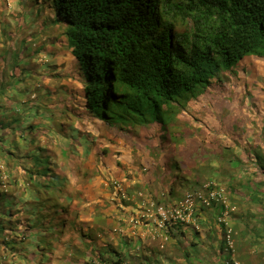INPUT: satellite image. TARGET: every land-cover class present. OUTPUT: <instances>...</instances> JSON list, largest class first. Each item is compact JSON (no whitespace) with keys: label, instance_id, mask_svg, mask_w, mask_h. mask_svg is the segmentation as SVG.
<instances>
[{"label":"trees","instance_id":"obj_1","mask_svg":"<svg viewBox=\"0 0 264 264\" xmlns=\"http://www.w3.org/2000/svg\"><path fill=\"white\" fill-rule=\"evenodd\" d=\"M37 6L42 7V21H38ZM21 7L22 10L15 14V25L8 26L7 33L5 27L1 32L10 44L3 42L0 60H5L8 55L12 63H6L0 78L7 69L10 81L14 77L19 79L17 84L23 79L27 84L29 78H38L49 85L47 90L56 97V103L46 105L52 115H46L42 110L43 116L30 122L20 116L22 109L17 94L23 93L22 87L8 95L4 90L8 88V83L0 85V163L9 168L6 170L8 175L12 174V170L15 174L14 179L0 182V215L5 216L7 221L0 223V264L23 263L22 256L30 244L32 228L38 222L35 219L29 224L30 214L20 201L28 182H34L36 188L41 187L43 197L38 198L40 207L48 209L53 207L45 195L50 185L42 187L35 179L49 174L56 164L61 168L55 153L68 159L69 163L71 160L74 165H83L84 161L76 163V149L59 145L65 143V139L75 142L74 132L87 136L92 130L99 142L102 131L98 133L101 127L95 124L96 121L112 129L114 125H119V130L126 137L124 145L127 149H124L128 154L130 148L139 149L134 142L142 128L154 122L166 128L170 123L177 124L178 116L186 110L189 101L203 100L202 96L212 86L222 88L227 101L224 91L230 90V82L221 75L235 71L243 58L253 56L264 62V0H25ZM36 23L40 25L31 26ZM29 28L33 31L30 34ZM28 39L40 42L34 54L60 47L70 51V55L66 56L72 61L70 71L63 74L56 72L55 75L62 80L58 88H53L46 72L41 73L27 65L26 69L19 67V63L25 64L23 47ZM49 67L56 69L58 65ZM59 102L61 104L57 107ZM191 117L204 123L193 113ZM191 119L183 125L188 130L191 123L195 125L194 129L197 127ZM44 120L47 123H43ZM65 129L66 136L58 133H64ZM8 133L16 134L17 139L5 140ZM91 138L96 141L95 137ZM105 139L113 142V138ZM40 140H44L46 146L42 147ZM26 141L28 153H23ZM12 144L19 151L11 147ZM183 145L184 140L173 147L181 149ZM106 151L105 147L97 148L99 159L107 156ZM178 155L176 150L175 156ZM251 155L253 159L249 160L254 166L264 170V155L260 150L251 149ZM115 164L120 165V162L116 160ZM68 169V174L73 173L72 169ZM148 172L145 190L149 191V184L156 183L160 177V168H152ZM27 173L30 174L28 178ZM103 183L107 191H111L112 205L117 206L114 200L117 193L108 177ZM253 194L256 198L260 196L256 192ZM157 197L154 194L150 199L155 201ZM45 212L49 217L54 215ZM261 214L260 221L264 223V208ZM119 225L123 226L120 222ZM56 231L57 223L51 233ZM99 233L100 238L93 245L92 255L76 249L79 260L86 264L99 262L96 250L103 246L116 253L107 244L109 237L115 235L110 226L100 228ZM179 233L184 239L189 230L184 228ZM65 235L54 237V243L48 242L51 251L70 248ZM120 237L124 238V235ZM177 242L183 244L184 240L180 242L178 238L174 243ZM186 243L181 248L183 252L186 251ZM223 245H220V252H223ZM45 250L40 237L36 255L31 259H40ZM122 253L110 258L112 264H125ZM154 260L160 264L159 258ZM147 261L149 263L150 259ZM101 263L110 262L102 260ZM170 264H175L174 260ZM223 264H233V260L229 258Z\"/></svg>","mask_w":264,"mask_h":264},{"label":"rangeland","instance_id":"obj_2","mask_svg":"<svg viewBox=\"0 0 264 264\" xmlns=\"http://www.w3.org/2000/svg\"><path fill=\"white\" fill-rule=\"evenodd\" d=\"M24 2L25 0H0V53L3 51V42L10 44L1 32L5 27L7 33V27L15 25V14L22 10L21 6ZM37 8H39L38 12ZM37 8L35 10L39 14L38 21H42L40 19L43 17L40 10L42 7L37 6ZM38 25L40 23L31 26ZM31 32L33 31L31 30L28 34ZM32 42L31 39L26 41L23 47L25 64L19 63V67L24 69L30 67L38 71L40 67L43 68L53 88H58L62 80L55 76L54 68L48 67L46 63L39 67L40 58L35 59V57L41 52L34 54L37 46L32 45ZM8 62L12 63L8 55L5 60H0V72L4 71ZM54 62L55 60H51V63ZM221 77L230 82V90L224 91L227 94V101L224 100L222 88L217 86H212L211 90L202 96L203 100L192 99L189 109L199 120L203 119L204 123L201 124L192 118L197 127L194 129L195 125L191 123L188 130L181 124L185 121L179 119L177 125L183 128H173L170 131L171 140H168L165 135L158 141L157 147L152 146L151 137L146 143L147 149H143L141 140L137 143L136 139L134 145L137 144L139 149L130 148L129 153L125 154L126 137L122 131L119 132V129L114 127L113 131L117 136L113 140L118 139L119 142L114 145L115 151L110 159L120 162L117 168L121 171L117 177L122 178L120 174H123L127 185L130 184L131 179L137 181L127 187L129 201L123 202V205L127 204L132 208L137 207L136 205L141 207L146 205L147 209L153 211L152 216L140 218L136 227L129 225L131 214L126 212H120L115 216L121 219L108 217L106 218L109 220L108 224L101 225L103 228L111 226L127 231L128 234L137 238L141 235L148 239L147 248H144L145 245L142 249L140 245L127 246L124 242L118 245L117 249L124 251L122 257L124 256L125 264H146L149 259L150 264H156L155 258L160 259V264H170L171 260H174L175 264H223L229 258L233 260V264H244V262L264 264V223L260 221L263 217L261 211L264 208V170L258 169L249 160V158L253 159L251 149L254 148L264 155V62L254 57L243 58L237 64L235 71L223 73ZM18 80L14 77L10 81L9 69H7L0 78V85L8 83V88H4L8 95L18 92V88L22 87L23 93L17 94V100L22 109L20 116L32 122L43 116L42 110L52 115L46 105L55 104L56 97L47 90L49 85L38 78H29L27 84L25 79L17 84ZM31 93L34 94L33 98ZM59 104L61 102L56 104L57 107ZM186 120L190 122L188 116ZM145 130L149 131L147 128ZM100 135L99 148H107L108 156L110 143L105 139L106 135H103V132ZM149 136H151L150 132ZM7 137L8 135L5 138ZM183 140L184 145L181 149L173 147L181 144ZM80 142L84 151L93 148L96 152L92 141L82 139ZM176 150H178V156H175ZM157 167L160 168L159 179L156 183L149 184V191L145 190L149 177L148 170ZM6 170L9 168L3 167L0 163V182L14 179V170L11 175H8ZM210 191L211 194L208 195ZM253 192L259 193L258 196H260L256 198ZM154 194L158 196L155 201L150 199ZM204 200H208L210 205H206ZM159 207L169 216L167 220L158 217L156 210ZM37 208L41 209L40 204L36 205ZM183 208L190 211V215H185L184 220L177 219L176 215L170 217L173 209ZM36 219L38 220L37 230L39 233H45V235L39 234L41 243L46 249L42 253L43 258L53 252L48 242L54 243L56 238L65 235L66 230L64 239L69 243L73 240L79 242L81 248L77 247V249L92 255L93 245H96L99 240L96 237L97 231L87 228V231L82 232L83 237H75L74 235H78L75 234L77 233L75 228L82 226L61 221L57 224L58 231L50 233V229L52 231L56 223L47 222L39 213ZM4 222H7L5 216L0 215V223ZM119 222L123 226L119 225ZM69 226L74 227L68 228ZM184 228L189 230V234L182 239L183 235L179 232ZM154 233L158 234L155 237L157 245L153 243ZM168 233L169 240L166 242L165 237ZM178 238L180 242L183 240L187 242L185 252L181 251V248L185 246L184 242L183 244L174 243ZM38 241L37 235L30 237L26 254L22 256V264H31L35 261L31 258L34 254L36 255ZM162 242L166 243L162 244ZM152 243L155 248L149 245ZM221 244H224L223 252L219 249ZM70 248L74 249V244H71ZM135 248L138 249L135 250ZM152 248L155 252L150 251ZM128 249L130 253H127ZM67 251L69 252V249ZM101 251L106 254L109 252L106 248H101ZM157 251L160 253H156ZM227 255H229L228 258H226ZM82 259L87 260V258ZM152 259L154 261H151ZM70 263L86 264L79 260V256L74 252ZM48 264H52V261Z\"/></svg>","mask_w":264,"mask_h":264},{"label":"clouds","instance_id":"obj_3","mask_svg":"<svg viewBox=\"0 0 264 264\" xmlns=\"http://www.w3.org/2000/svg\"><path fill=\"white\" fill-rule=\"evenodd\" d=\"M32 41H33L32 45H34V46H38L40 44L39 40H32ZM39 52H41V53H38V55L35 57V59L40 58L39 61L41 63L38 64L39 67L41 64L46 63L48 65V67L50 65H58V67L56 69H54L55 72H57V73H61V72L63 73L65 71L66 72L70 71L72 61L66 59V56L70 55V51L66 50V48L60 47V48H57L55 50L48 51V52H43V51H39ZM60 54H62V55H60ZM52 56H54V57H52ZM50 57H52V58L50 59ZM248 57H251V56H248ZM245 58H247V57H245ZM51 60H55V62L51 63ZM39 69H40V71H42L41 73L46 72L41 67ZM61 84L62 83H60L59 85H61ZM59 85H58V87H59ZM191 100L187 104L186 110L182 111L181 115L178 116V119H183L185 122H187L186 116H188L189 119L193 118V117H191V113H193V112H191L189 109V105L191 103ZM187 113H189V115ZM45 114L48 115V113L46 111H45ZM96 122H99V121H96ZM185 122L181 123L182 126L184 125ZM43 123H47V121L44 120ZM182 126H179L177 124L172 125L170 123L168 128H166V127H162V125L158 122L148 124V125H146L145 128H147L149 131H146L145 128H142L139 131L138 137L136 138L138 140L137 143H140V140H141V142L143 143L142 148L147 149L148 146L146 143H148V141L151 137L150 141L152 142V146L157 147L158 141L162 140L165 135L167 136L168 140H171L170 131L173 128H176V127L181 128ZM114 127H117V129H119V125H114ZM114 129L115 128H113L111 130L113 131ZM100 131L103 132V125L102 124H101V128L98 131V133H100ZM119 132H120V130H119ZM149 132L151 133V136H149ZM58 133H60V134L62 133L63 136H66L67 130L65 129L64 133L59 132V131H58ZM115 134L116 133H112V135L114 137L117 136V134L116 135ZM7 135H8V137L4 138L5 140H10V139L16 140L17 139L16 134L13 135L11 133H8ZM91 136L96 138L95 142L91 138ZM74 137H75V142H71L70 140L65 139V143H60L59 145L61 147L67 145L70 149L78 150L79 145H81L80 141L82 139H87L89 142L92 141V143L95 145L96 149L99 147V142H97V140H98L97 134L94 136L92 130L90 131V133L87 136L77 135L76 132H74ZM40 145L42 147L46 146V142L44 140H40ZM11 147L18 150V147L14 144H12ZM107 147H109V146H107ZM49 148H51V147H49ZM21 152L28 153V142L27 141L25 143L24 150ZM55 154L57 155V158H58V153H55ZM106 154H107V151H106ZM63 159L64 158H62L61 160L63 161ZM51 163H53V161H51ZM29 176H30V174L27 173V178ZM121 177L122 178L108 177V180H109V183L112 185L114 191L117 193V196L114 197L115 202L118 203L117 207L119 209H125L128 206H127V204L124 206L123 202L129 201L128 200L127 187H129L131 183H134L137 181L135 179H131V180H129L130 184L127 185L124 175H122ZM73 179H74V176L72 173L68 174L66 169L58 168L57 164H56L55 168L51 169L49 174L46 173V175H44V176L39 175L38 177H36L35 181L38 180V182L42 185V187H46V186L50 185V189L45 193V195H46L47 199L50 200L49 204L52 205L53 207L48 208V209H44V210H43V207H40L41 209L34 208V206H36L37 204H40V202H41L40 200H38V198L43 197L41 195V192H42L41 187L36 188L34 186V182H28V188L23 192L20 201L24 204V210L28 211L30 214L29 224L34 222V220L36 219V216H37L36 213L37 214L39 213L43 218H45V220L47 222H54V223L58 224L59 222L64 221L67 224L71 223V220H69V216H70V214H69V201H70L69 189H70V187L69 186L70 185L73 186ZM58 183H60V184H58ZM210 194H211V191L208 193V195H210ZM14 198H15V196H13V199ZM209 199H211V198H209ZM37 201H38V203H37ZM204 203L206 205H210V202L208 200H204ZM27 205H29V207ZM136 206L138 208L137 207L132 208V211L130 212V214H131L130 219H129V225H132L135 227L138 224L140 218L149 217V216L153 215V211L147 209L146 205H143V206H145L143 209L141 206H138V205H136ZM45 211H49L50 213L54 214L53 217H49ZM72 227H74V226H72ZM174 227H175V222H174ZM110 228H112L111 231L115 235L109 237L107 244H109L112 249L116 250V253L113 251L112 252L109 251L106 254L105 252L101 251V248H103L104 246L101 247L100 249L96 250L97 251L96 254H97L98 259H99V262H95L97 264L102 262V260L110 262L108 264H112V262L110 261V258H113L114 256H116L120 252L121 253L124 252V251H119L117 249L118 245L122 242L126 243L127 246H130V245L134 246V244H137V245H140L141 249L143 247L138 241L139 238L135 237L134 235L128 234L127 231H122L120 229H116V228H113L111 226H110ZM83 230H84V228L82 226L81 228H78L77 233H75V234H78L79 238H81ZM31 232L34 233L32 235H37L39 238V241H40L39 234L43 235V232L39 233V230H37L36 227H33ZM50 233H51V230H50ZM121 234L124 235V238L120 237ZM157 236H158L157 233H154L152 236L153 243H155L156 245L158 244L157 241L155 240V237H157ZM168 240H169V233L165 237V241L168 242ZM166 242H162V244H165ZM71 244H74V249L75 248L77 249L79 242H76L73 240L70 242V245ZM134 247H136V246H134ZM137 247H139V246H137ZM74 249L69 248V250H72L74 252V254L78 255L76 253V250L74 251ZM136 249H138V248H135V250ZM64 251H65L64 254H62V251H53L52 253H48V257H46V258L41 257L40 259L35 261V264H48L50 261H52V264H68V263H63L61 261V259L65 258V257H68L70 259L72 257V252H70V251L68 252L67 249H65Z\"/></svg>","mask_w":264,"mask_h":264},{"label":"crops","instance_id":"obj_4","mask_svg":"<svg viewBox=\"0 0 264 264\" xmlns=\"http://www.w3.org/2000/svg\"><path fill=\"white\" fill-rule=\"evenodd\" d=\"M97 123L99 122H96L95 124L98 127H101V123ZM111 129L112 128H110L109 126H103V134L107 136L105 138L115 139V137H112V133L115 132H113ZM118 142L119 140L117 139L110 143V153L108 156L103 157V159H99V156H97V149L96 152H94L93 148L85 152L82 146L79 145L76 154V163L78 164L81 161H84L82 166L74 165L71 161L69 163L67 161L68 159H63L62 161V156L58 153V159L61 168L66 170H69L68 168L72 169V174L74 176L73 186H69V220H71L70 224H80L81 226H83L85 231H87V228L97 231V238H100V233L98 232L100 231V228H103L101 227V225H103L104 223L108 224V217L117 218L114 216L118 215V213L120 212L130 213L132 211V209L129 208L119 209L117 206L112 205L113 203L111 202L110 197L111 191H107L105 184L103 183V180L107 177L118 178L117 174H119V172L121 171L117 168V164H115L113 159H110V156L115 151L114 145H117ZM69 165L70 167H68ZM122 175L123 174H120V176ZM144 207L145 206H142V209ZM117 219L119 220L121 218ZM75 229L78 230V228ZM74 236L79 237V235ZM138 241L142 246L145 245L144 248L148 247L146 245L148 244L146 243L148 242V239H145L140 235ZM149 245L155 248L153 243ZM154 248H152L150 251L154 252ZM69 251L72 252L73 255V251ZM64 252L65 251L62 250V254H64ZM61 261L63 263L72 264L70 263V259L68 257L62 258Z\"/></svg>","mask_w":264,"mask_h":264},{"label":"built area","instance_id":"obj_5","mask_svg":"<svg viewBox=\"0 0 264 264\" xmlns=\"http://www.w3.org/2000/svg\"><path fill=\"white\" fill-rule=\"evenodd\" d=\"M156 212H157L158 217L162 218L163 220H165V219L167 220L169 218V216H167L166 213L163 212L161 207L157 208ZM185 215H187V216L190 215V211L185 209V208L177 209V210L173 209L170 213V217L175 216L177 219H180V220H184Z\"/></svg>","mask_w":264,"mask_h":264}]
</instances>
